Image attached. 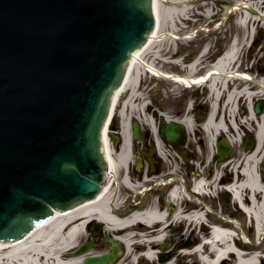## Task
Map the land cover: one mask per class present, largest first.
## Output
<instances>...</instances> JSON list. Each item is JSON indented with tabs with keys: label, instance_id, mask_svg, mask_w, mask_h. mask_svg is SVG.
Wrapping results in <instances>:
<instances>
[{
	"label": "water",
	"instance_id": "water-1",
	"mask_svg": "<svg viewBox=\"0 0 264 264\" xmlns=\"http://www.w3.org/2000/svg\"><path fill=\"white\" fill-rule=\"evenodd\" d=\"M155 25L153 0H0V243L100 191L113 99ZM182 128L161 132L176 142ZM219 147L221 158L231 150ZM110 241L84 264H110L120 244Z\"/></svg>",
	"mask_w": 264,
	"mask_h": 264
},
{
	"label": "bare ground",
	"instance_id": "bare-ground-1",
	"mask_svg": "<svg viewBox=\"0 0 264 264\" xmlns=\"http://www.w3.org/2000/svg\"><path fill=\"white\" fill-rule=\"evenodd\" d=\"M164 1L165 0H155V13L157 17L155 37L152 38L145 48L136 52L134 64L127 75L125 84L115 97L116 106L120 101L122 94H128L127 98L123 102L121 110V115L124 121L122 124L124 144L118 155H116V151L112 148L110 139L108 137L105 138L106 151L107 155L112 160L113 172H115L119 166H122L123 168L130 166L131 132L129 131V125L131 117L133 116V108L136 107L135 98L140 96L142 99V107L137 108V110H140V116H138L139 119H141V115L144 114L145 106L148 103L145 98H143V93L138 92L142 76H144L148 70L156 73L157 75L165 76V74L156 69L152 63L145 61L144 57L147 53L154 52V48H156L157 45H160L159 42L166 39H176L175 35L165 33L163 28V21L168 15L169 10H171L173 13L176 11H181V13L184 14L188 8L186 5L187 1L185 0H175L171 6H168L171 9L167 8V5ZM243 1L244 2H237L231 7L234 10H242L244 13L241 23L246 24L252 16L254 19H259V16L252 15L250 11L254 9L263 14L260 6L254 2H250L249 0ZM179 7L182 9L178 10ZM238 56L239 48L237 47L236 40L232 43L225 56L221 58L216 64H214L212 70H209L210 72H213L214 76H216L215 80H213L211 84L213 89L215 88L216 82L221 81L223 77L229 76L228 71L223 69L226 68L228 70V67L232 64V62L238 59ZM195 65L196 64H193L192 67H195ZM192 67L191 70H194ZM232 72V76L235 78H251L250 75L245 72ZM207 75L208 74H205L201 77L178 76V81L187 82L189 86L204 84L208 78ZM258 95H261V90L251 91L248 85H242L239 91H237L235 87L234 91L229 94L228 100L225 103L228 109L227 117H223L219 112L220 116L216 115L211 117L210 127L214 131H219L221 128H224V125H226V127L227 125H232L236 130H239V123L244 126L245 123L249 122L250 120L255 119L258 121L257 145L255 149L247 151L248 153L244 155L242 162V164L244 163V167H242L241 172L238 171L239 183L234 191V197L244 210L254 216L256 222L255 227L258 232H260L262 230L264 231V177L261 176L259 169L260 162L263 158L261 154L264 146V113L260 116L256 115L252 105L254 98ZM241 96H244L246 100H248V104H245V106L247 105V108L249 109L248 116L242 120L239 119L238 114L236 113L238 100ZM129 106L132 108L130 112L128 110ZM245 106L243 105L244 112H246ZM114 112L115 107L113 109V114ZM184 121L189 129L194 127V122L191 118H186ZM147 123L153 127V131L156 134L157 128L152 117H149ZM241 137V134L237 132V137H229V140L231 144L234 145L235 142L240 141ZM210 142L213 144L215 142V137H213ZM156 143L158 148L162 150L163 143L158 138V136H156ZM239 167L240 165L236 166V168ZM125 177L124 183L128 188L133 189V184L127 176ZM212 181L214 183V179H212ZM111 184L112 183H110L100 194V196L94 201L86 203L67 215L56 216L52 221L37 228L23 241L4 245L0 244V264H74L81 262V257L77 259L71 258L65 261L62 259V255H68V251L76 246L78 237L85 233L86 221L91 217H96L99 220L104 221L108 227L112 229L129 228L134 226L137 222H144L149 226L161 223L162 226L157 230L158 236L154 238V240H162L164 236L163 231L167 227L166 210L153 209L145 213L134 212L127 218L118 219L112 215L110 209L111 207L114 208L116 205H119L118 202H115L116 191H110ZM206 185L207 182L203 178L200 179L196 183L195 191L201 194L208 192ZM171 195L172 199L174 200L180 199L182 197L181 192L178 191V189H175ZM180 217L181 212L179 210L174 214V219L179 220ZM203 217L204 216L202 212L198 213L195 219L200 222ZM236 222L239 227L242 228L240 222L237 220ZM233 233L235 232L226 229L224 230L219 226H216L209 237V244H205L203 246L202 243H200L194 250V252L198 253L200 257V263L225 264L228 261H232L233 264H261L260 261L262 259V255H259V253L254 251L256 249V244L253 243V247L248 248L247 245L238 243L236 238H234ZM124 240L127 244V247L130 248L132 244V233L126 234V236H124ZM207 246L209 248L207 252L205 250L203 251L202 247L207 248ZM246 249H250L252 251ZM157 252L158 250L152 249L145 254L149 258L154 259ZM168 264H173V261H170Z\"/></svg>",
	"mask_w": 264,
	"mask_h": 264
},
{
	"label": "rangeland",
	"instance_id": "rangeland-1",
	"mask_svg": "<svg viewBox=\"0 0 264 264\" xmlns=\"http://www.w3.org/2000/svg\"><path fill=\"white\" fill-rule=\"evenodd\" d=\"M257 5L260 6V8L262 10H264V6H263L264 3L261 6V3L257 2ZM203 7H205V9L203 10L205 12V18L207 16V13L209 10L215 11L216 9H218L215 6L213 1H205L203 3ZM212 8H214V9H212ZM192 13H193V11L191 9H189L188 14L191 15ZM243 14L244 13L241 11H238L236 13V17H235L236 22H235V28H234V31H235L234 35L237 36V38H238V48H239V58L240 59L246 58L247 43L249 42V39H250L251 27L257 26L258 27L257 32H258L259 28L261 26V24L257 20H254L253 17H250V20L246 25H241L238 22V18L242 17ZM173 17H174V21H175V23L173 24V28H171V26L167 20V16L165 17V19L163 21L164 32L170 30V31H174L177 34L182 33L180 30L183 29L184 25L179 20V18H182V15L180 13H177L176 15L173 14ZM181 27H182V29H180ZM227 27H228V25H227ZM226 34L229 35L228 32ZM183 41H187V40H183ZM159 43H160V45H157L156 48H154V50H155L154 52H149L145 55L144 60L147 62H151V60L154 59L155 65L163 71L166 70V67L164 65V63H165L164 60L167 57L170 50L174 51L176 49L177 43H178L179 48H187L188 47V44L186 45V47L182 46L180 40L177 42H175V41L171 42L168 40H164V41H161ZM258 59H259V55L256 56V60H258ZM257 64H258V62L256 61L255 66ZM256 71H258V69H256L255 72ZM146 79L147 80L145 81V84L142 85L140 87V89L138 90L139 93H143L142 96L146 100H150V98H151L150 94L151 93H154V96L156 98H158L159 100H162L164 93L166 91V85L167 84L172 86V87H175V88L178 87L179 90L182 88V86H180V85L175 86L174 83L169 82L165 79H156V78L151 79L149 77H146ZM243 84L244 83L242 81L236 80L234 83V86L237 85V87H241ZM145 85H146V88L144 87ZM159 86L161 87V91H159L160 90ZM188 92L193 93L195 96L197 94V91H195V92L188 91ZM125 97H122V99L118 103L117 110H116L115 117H114V122L119 117V111L122 109V103H123ZM135 99H136L135 103L138 104V108H140L142 106V99L140 98V96H138ZM179 104H180L179 100L178 101L177 100H171L170 105L167 104L164 107L158 106V108L162 111H167L168 113H174V111H176V109L178 110L177 107L179 106ZM245 104H247V100L244 96H241L239 107L241 108L243 105L245 106ZM128 110L130 112V110H131L130 106H129ZM133 113L136 116L140 112L136 109L133 111ZM238 113H240V114H238ZM237 114L241 120L245 119L246 116H248L247 111L243 114L241 112H237ZM152 115H153L152 112L150 110H148V107L146 106L144 109V114H143V116H141V118L144 121H148V117L152 116ZM256 123H257V121L250 120L249 122L245 123L244 126H242L240 132H243V131L248 132L247 135L249 137L255 138L254 132H249V130H250V128H251V130H254L253 129L254 127L257 129ZM144 124H146V122ZM148 126H147V128H148ZM202 140H203V142H202ZM200 142H202V143H200ZM188 143H189L190 147L191 146L194 147V151H192L193 157H194L193 158L194 163L191 164L190 168H188L185 176H186L187 181L189 183H192V178H195L198 176L196 173L194 175L192 173V175L189 176L190 169H194L195 171L196 170L202 171L204 169V167H203L204 163L209 158H211L210 157L211 155L208 151H206L203 148L204 145L206 146L208 144L207 138H206L204 132H191V133H189ZM198 144H201V147H202V152H201V150H199V153H198ZM262 150H264V146H263ZM166 152L168 155V157L165 159L166 161L165 162L163 161L161 168L159 170L155 171L154 175H155L156 179L161 178L167 174L169 175L170 173H173L176 175H179L182 173L179 169L180 162L177 159L174 151L172 149H168ZM246 153H248V152L245 148L244 142L242 144L235 143V150H234L233 154L231 155V158H230L231 161L228 165L223 166L221 164H217V165L212 164V165H214V167H212V169L210 171L205 169L204 176L206 175L205 177L208 181V184H207L208 192H207V194L203 195V198L205 199L203 208H200V207L199 208L201 210H204L205 205H208L213 210L220 211L224 215V217H226L227 219H228L229 214L235 215L238 219H240V222H241V225H242V228L244 229V231L248 235H250L253 240L255 238H258V240L261 239V241H262V239L264 238V231L263 230L261 231L262 232L261 235H259L258 232H256V227H255L256 222H254V220H249L248 216L244 212L239 210L238 203L234 199L233 195L230 192L223 189V187H222V185H224V183H228L230 181H233L234 177L236 176L237 169L239 171L244 166V163L242 164V162L244 159V155ZM262 153H263V151H262ZM216 154L217 153H215L214 155H216ZM212 158H214V157H212ZM241 164H242L241 167L236 168L237 165H241ZM259 169H260V174L261 175L264 174L263 162H260ZM117 174H118L117 176H115L111 179V181H113V183L110 187V191H112V192L116 191L115 202H118L119 205H122L125 202L127 203L129 201V199L131 198V191H128L122 182L123 172H117ZM221 175H222V179H219V176L221 177ZM212 178L214 179V183L212 181ZM226 178H227V181H226ZM240 178H242V177H240ZM209 188H212V191H210ZM156 189H158L159 190L158 192H160L163 195L166 193L168 188L163 187V186H156ZM157 197H159V196L156 195L155 198H157ZM158 199H159L160 203H162L164 201V205L166 208L170 207V205L172 204L170 201H167L168 198L167 199L165 198L164 200H162V198L160 196ZM147 202L148 201L146 199L144 204L141 207L146 206ZM178 203H177V206L175 208H178V206H179ZM168 210H169V208H168ZM227 213H229V214H227ZM208 217L210 218V221H209L210 224H212L214 222L223 223V221H221L220 218H216L213 215L211 216V214L210 215L208 214ZM168 219L170 221L172 220V223H176V224H173L171 227H167V229L164 230V233H165L167 238L172 237L173 241L176 243H179L181 241L185 243V242H188L189 240H193V241L196 240V243H197L201 240V236H209L210 235V231H209L210 228L206 224L204 226H207L205 229V231L207 230V233L204 234L203 230H201V231L199 230V229H204L203 225L200 226V224H197L196 222H192L191 224H188V222L184 221L185 219H182V220L179 219L180 222H182V221L183 222L180 225H177V224H179L178 223L179 220L174 219L172 212H170ZM226 225H230L231 227L235 228V226H234L235 224H230L227 222ZM175 226H177V227L174 228ZM193 229H195V230H193ZM139 237H140V235L137 234V236L133 237V239L134 238L138 239ZM194 243L195 242H193L191 245H189L186 248L192 249L194 246L193 245ZM250 246L253 247V244H251ZM250 246L248 245V248H252ZM182 247H184V244ZM180 248H181V246H178V247H176L175 245L173 246V248H172L173 258L177 257L178 260L182 259L183 260L182 264L183 263L184 264L185 263H187V264H194V263L202 264V263H200V258H199L198 254L194 253V254L183 255L180 252ZM255 248L256 249L254 251L260 252L263 255L260 262H261V264H264V240L262 241V243L257 244ZM205 250L207 252L208 247L205 248ZM246 250H250V249H246ZM135 254L138 255L137 252H135ZM131 255L133 256L134 253H129V255L127 257H125V259L123 261L129 260L132 257ZM63 259L67 260L68 258L63 256ZM6 264H9V263H6ZM141 264H151V263L148 262L147 260H144L143 263H141ZM154 264H156V263H154ZM225 264H233V263H232V261L231 262L228 261Z\"/></svg>",
	"mask_w": 264,
	"mask_h": 264
},
{
	"label": "flooded vegetation",
	"instance_id": "flooded-vegetation-1",
	"mask_svg": "<svg viewBox=\"0 0 264 264\" xmlns=\"http://www.w3.org/2000/svg\"><path fill=\"white\" fill-rule=\"evenodd\" d=\"M218 6H221V3L219 4L218 0L217 2H215ZM224 6H221V8ZM221 13V12H218ZM221 15V14H220ZM201 19H203L204 21H206V23H210L211 20L208 19H204L202 17H200ZM217 18H220L219 16H217ZM216 18V20H217ZM234 18L233 17H229L228 18V23H229V29L232 31L234 29ZM227 24V22H225V25ZM230 31V32H231ZM228 42V39L224 38V39H215V36H211V37H206V36H199L197 38V40L195 42L192 43H188L190 44L187 48H180V49H175L174 51H169L168 53V62L166 64V68L172 72H177V73H181V74H186V72L183 70L182 67L176 65L175 63H173V59L175 58H180L181 61L183 62V64H187L189 62H191L194 58H196L197 56H201L199 59V66L198 68L201 70V72H204L207 68L208 65L211 64L214 60H216L218 58V56L222 53V51L224 50V47L226 46ZM205 44H209V48L207 49L206 54L202 53V47ZM184 47H186V45H182ZM255 52V51H254ZM253 52V53H254ZM253 53L251 56H248V60L252 59ZM259 64H260V73L261 76L263 78V82H264V31L261 32V37H260V50H259ZM205 88L199 89L197 91V98H202L203 96L206 95L205 92ZM263 92H264V84H263ZM170 97V95H167ZM263 99H264V95H263ZM196 110V116H201L204 117L207 115L208 113V107L206 106V104H202L197 102L195 108ZM148 131L143 133V143L142 145H134L133 148V152L134 155L137 154H141L143 156V159L145 161V163L148 164V167L151 163L150 158H152V156L154 155V153L151 150V146L148 143ZM151 154V155H150ZM153 159V158H152ZM155 161V158L154 160ZM185 167H187L186 164H184ZM134 174L136 175V178H138V180H145L144 178L142 179V176H138L137 173L134 172ZM152 174L151 168H148V179H150V175ZM145 181H143L141 184H146ZM149 183V182H147ZM185 186L186 188H188L189 183L185 182ZM136 195V193H135ZM147 199V203L150 202V198L148 197H142L140 195H136L135 197V201L132 205H128L126 204L122 209L120 210H116V213L119 215H123L125 213V211H128L131 207H133V205L136 206H140L144 204L145 200ZM196 205L193 203H190L188 201L185 202V210L189 211L190 209H192L193 207H195ZM89 236H91L93 234V232L89 231L88 232ZM88 236V238H89ZM108 242H107V236H101L99 238V241L97 242V246L99 248H105L107 247Z\"/></svg>",
	"mask_w": 264,
	"mask_h": 264
}]
</instances>
